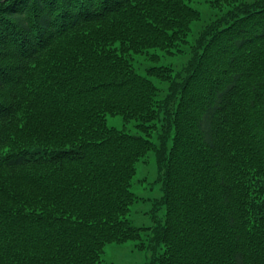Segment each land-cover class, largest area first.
Listing matches in <instances>:
<instances>
[{
	"label": "trees",
	"instance_id": "16d2710c",
	"mask_svg": "<svg viewBox=\"0 0 264 264\" xmlns=\"http://www.w3.org/2000/svg\"><path fill=\"white\" fill-rule=\"evenodd\" d=\"M207 3L229 10L186 65L140 73L186 43L185 0H0V264H100L148 232L149 264H264V0ZM149 152L163 219L135 226Z\"/></svg>",
	"mask_w": 264,
	"mask_h": 264
},
{
	"label": "rangeland",
	"instance_id": "374dc122",
	"mask_svg": "<svg viewBox=\"0 0 264 264\" xmlns=\"http://www.w3.org/2000/svg\"><path fill=\"white\" fill-rule=\"evenodd\" d=\"M185 2L200 15V19L191 25L190 32L185 39L186 43L177 45V51L179 53H175L172 56H167L163 52L156 50L151 51L147 55L133 56L131 62L140 73H143V70L151 65L155 67L170 66L173 71L179 72L192 56L191 47L194 46V41L201 38L205 30L212 27V25L229 10L225 6L218 10L213 9L209 7L207 0H185ZM146 56L148 58L157 57L158 61L153 62L152 59H147ZM152 81L157 88V99L159 102H167L174 105L173 99H169L167 92L168 85L159 82V80L155 78H153ZM107 125L124 130L125 132H135V130H132L130 123H125L118 116H107ZM153 137L154 133H152L150 139L152 142L156 143L157 141L153 139ZM156 160L155 153L149 152L144 157L143 161L137 164V174L132 181V191L143 197L145 202L149 204V207L138 204H134L131 207L129 217L135 226L151 227L153 225L152 211L155 210V204L162 196L161 178ZM163 213L164 209L162 208H157L154 211L159 221H162ZM145 235L146 234H143L142 239L139 241H128L122 244H110L105 246L104 252L101 255L100 264H149L151 257L150 250L152 247V244L149 243V239L152 235L151 232H148V236ZM139 243H143V249L139 248Z\"/></svg>",
	"mask_w": 264,
	"mask_h": 264
},
{
	"label": "bare ground",
	"instance_id": "6f19581e",
	"mask_svg": "<svg viewBox=\"0 0 264 264\" xmlns=\"http://www.w3.org/2000/svg\"><path fill=\"white\" fill-rule=\"evenodd\" d=\"M137 164H140V163H137ZM136 174H137V165H136Z\"/></svg>",
	"mask_w": 264,
	"mask_h": 264
}]
</instances>
